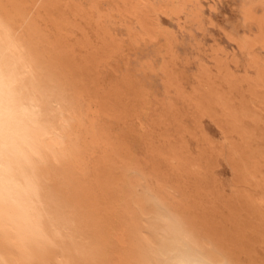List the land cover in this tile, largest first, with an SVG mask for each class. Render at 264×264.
Listing matches in <instances>:
<instances>
[{
  "label": "bare ground",
  "instance_id": "bare-ground-1",
  "mask_svg": "<svg viewBox=\"0 0 264 264\" xmlns=\"http://www.w3.org/2000/svg\"><path fill=\"white\" fill-rule=\"evenodd\" d=\"M126 48L163 86L160 111L135 133L141 160L98 123L149 114L144 81L96 88L97 68ZM190 59L194 73L182 82ZM202 118L223 129L222 143L200 130ZM75 132L89 162L80 144L66 152L63 140ZM218 159L232 172L228 197L214 178ZM144 171L174 196L155 194ZM209 184L228 219L242 217L249 228L209 234L194 223L211 214L203 208ZM225 258L264 264V0H0V264Z\"/></svg>",
  "mask_w": 264,
  "mask_h": 264
},
{
  "label": "rangeland",
  "instance_id": "rangeland-1",
  "mask_svg": "<svg viewBox=\"0 0 264 264\" xmlns=\"http://www.w3.org/2000/svg\"><path fill=\"white\" fill-rule=\"evenodd\" d=\"M226 12L227 11H225V10H223L222 11V13L218 16V18L216 19V23L219 25V26H223L224 25V17H225V15H227L226 14ZM225 15H224V14ZM228 13V12H227ZM230 13V12H229ZM231 14V13H230ZM230 14H229V19L230 20H232V18H231V16H230ZM232 15V14H231ZM233 16V15H232ZM221 22V23H220ZM214 29V32L218 35H216L215 33L214 34H212L214 37H218V38H220L221 37V34L220 33H218V32H220V30H218L219 28L217 27V28H213ZM216 31H218V32H216ZM216 35V36H215ZM127 49V50H126ZM125 49V53L124 54H122L121 55V57H114V60L112 59H110V60H108V62L109 63H106L105 65L107 66H105L104 65V67L102 66L101 68L100 67H98L97 68V75L99 74V76H97V79H96V88H97V90H103V91H107V90H109V88L110 87H113V86H115V85H117V83H116V81L117 80H119V78H121L120 79V81H117L119 84L118 85H122L123 84V79L122 78H129V80H131V81H134L133 83L136 85V86H139V85H141V83L143 82V83H145V84H148V86L150 87H148V86H146L145 84V86L143 85V83H142V85L141 86H139L140 88L142 87V89H144L145 91H147V95H148V99H149V102H150V111L148 112L149 114L148 115H144V114H142V116L140 115H137V117H139V118H137L136 116H131V117H127V118H125V119H122V118H110L109 120H99L98 121V123L99 124H101V126H103L106 130H109L108 131V133H113V134H111L113 137H115L117 140H119V141H121V142H126L127 140V142L126 143H128V144H126L128 147H131V149L129 148V150L130 151H132V153L134 154V151H136V148H134V147H137V151L135 152V157L138 155V153H139V157H136L137 159H139V160H141V159H143L144 157H143V142H140L141 141V139L139 138L140 137V135L138 134V135H136L137 133H139V127H141V126H146L147 124H148V122L150 121V120H152V119H154L155 118V115L156 114H158V112L160 111V108H161V104H162V102L164 101V96H163V86H162V82L160 81L159 82V80L158 79H160V75L158 76V72H156V70H155V72L154 71H152V72H150V71H148V72H146L147 70H142V69H139L140 68V66H143V64L144 63H146L147 62V60L146 59H144L143 60V58H141V57H136L135 55H134V50L133 49H131V48H126ZM130 50V51H129ZM128 51V52H127ZM131 51H132V53H131ZM127 52V53H126ZM123 56H125V57H123ZM128 56H130V57H128ZM132 57V58H131ZM136 57V58H135ZM122 58V59H121ZM124 58V59H123ZM130 58V60H128ZM137 58H138V60H137ZM135 59V60H134ZM122 60V61H121ZM126 60V61H125ZM131 61H133L134 62V65H135V62H136V64L137 65H135V67H134V65H132L133 63L131 62ZM140 61V62H139ZM192 61V62H191ZM116 62V63H115ZM122 63V65L124 64L126 67H124V65L122 66L121 65V63ZM194 62V60H192V59H190L189 61H188V64L184 67V68H186V69H183V81L182 82H185L188 78H190L192 75V73H194V67L195 66H193L194 64H192ZM118 63V64H117ZM131 63V64H130ZM155 63V62H154ZM190 63H191V65H190ZM110 65V66H109ZM131 65V66H130ZM155 65H156V63H155ZM121 66V67H120ZM128 66H130V69L128 68ZM132 66H133V68H135V70L134 69H131L132 68ZM110 67H112L111 69H110ZM119 67V68H118ZM138 67V68H137ZM190 67V68H189ZM99 68H100V70H99ZM116 68V69H115ZM123 68V70H120V69H122ZM136 68L138 69V70H136ZM105 69V70H104ZM106 69H108V70H106ZM119 69V70H118ZM129 70V72H128V70ZM102 70V71H101ZM114 71V72H112V71ZM130 70H133V73H132V71H130ZM140 70H142V71H140ZM99 71H100V73H99ZM118 71H120V72H118ZM124 71V72H123ZM126 71V72H125ZM139 71V72H138ZM185 71V72H184ZM123 72V74H121ZM137 72V73H136ZM146 72V73H145ZM188 72H189V76H188ZM118 73V76L116 75V74ZM125 73V74H124ZM136 73V74H135ZM145 73V74H144ZM149 73V74H148ZM155 73L157 74V77H158V79H157V77H156V75H155ZM102 74H104L105 75V77H104V75H103V77H102ZM122 75V77L121 76H119V75ZM128 74V75H127ZM130 74H131V76H130ZM139 75V76H135V75ZM141 74V75H140ZM107 75V76H106ZM125 75V77H123ZM133 75V76H132ZM147 75H151V76H155L156 78V80H158V81H156L155 79H153L154 77H152V79L150 80V81H152V82H150L149 81V77L151 78V76H148L147 77ZM112 76L114 77V78H118V79H114V78H112ZM116 76V77H115ZM135 76V77H134ZM188 76V77H187ZM131 77V78H130ZM141 77H143V78H141L142 79V81L141 80H139ZM184 77H185V79H184ZM105 78V79H104ZM147 78V79H146ZM187 78V79H186ZM101 79H104V80H101ZM134 79V80H133ZM145 79V80H144ZM122 80V81H121ZM137 80V81H136ZM147 80V81H146ZM156 82H155V81ZM161 80V79H160ZM104 81V82H103ZM149 81V82H148ZM122 82V83H121ZM103 83V84H102ZM153 85H152V84ZM155 83H157V84H159L158 86H156L157 87V89H158V91H157V89H156V87H155V85H157V84H155ZM149 84H151V85H149ZM161 84V85H160ZM185 85V84H184ZM154 86V87H153ZM161 88V89H160ZM151 89V90H150ZM155 90V92H154V90ZM160 89V90H159ZM126 93H127V96L129 97V100L130 99H134L135 97H136V93H135V90H133V92H132V90L130 89V88H128L127 89V91H126ZM152 93V94H151ZM158 93V94H157ZM160 93H162L161 95L163 96V97H161V95H159ZM102 94V93H101ZM101 94H99V98H100V95ZM129 94V95H128ZM135 94V95H134ZM149 94H150V97H149ZM157 95V96H156ZM159 95V96H158ZM155 98V99H153V98ZM152 100V101H151ZM154 100H156L157 102H156V104L157 105H154V103H155V101ZM154 101V102H153ZM152 103V104H151ZM158 104H160V105H158ZM153 107H152V106ZM152 108H153V110H152ZM155 108V109H154ZM152 111V112H151ZM152 117H151V116ZM157 116V115H156ZM144 117H148V118H144ZM186 116H184L183 117V125H184V127H187V128H191L192 126H193V122H192V119L191 118H189V117H186ZM143 119V120H142ZM189 119V120H188ZM191 119V120H190ZM135 120V121H134ZM141 120V121H140ZM148 122H147V121ZM201 120V121H200ZM199 120V123H200V130H202L204 133H205V135H206V137L209 139V140H211L212 142H214V144H220V143H222L223 141H224V135H222V132H223V129L221 128V127H219V126H217L216 125V123L215 122H213V121H211L210 119H208V118H202V119H200ZM131 121H134V123L133 122H131ZM140 121V122H139ZM187 121V122H186ZM103 122H104V125H103ZM146 122V123H145ZM191 124H190V123ZM139 123V124H138ZM186 125H185V124ZM109 124V125H108ZM144 124V125H143ZM190 124V125H189ZM107 125H108V129H107ZM110 125L112 126V127H110ZM124 125H125V128H124ZM122 126V127H121ZM217 126V127H216ZM113 128V129H112ZM117 128H120V129H117ZM122 128V129H121ZM130 128V129H129ZM221 128V129H220ZM125 129V130H124ZM128 129V130H127ZM222 130V131H221ZM113 131V132H112ZM116 131V132H115ZM115 132V133H114ZM136 133V134H135ZM78 134V132H75V134H73L72 136H69V140L70 141H68V139H65V140H63L64 141V143H63V145L65 146V148H66V152L69 150V153H71V150H72V147H73V145H75V143H76V145H78V144H80V147L78 148V152L80 153V154H78V155H82V154H85V152L87 153V152H89V153H87L86 155H89L90 154V151H88V150H86V149H84V147H83V143L81 142V137L80 138H78L76 135ZM118 134V135H117ZM133 134H134V136H133ZM223 134H224V132H223ZM129 136L130 135V137H128L127 138V136ZM136 135V136H135ZM76 136V137H75ZM78 136H79V134H78ZM123 136V137H122ZM73 139H72V138ZM118 137V138H117ZM125 137V138H124ZM134 137H136V138H134ZM197 137H199V136H197ZM220 137V138H219ZM134 138V139H133ZM137 138H139L138 140H137ZM72 139V140H71ZM76 139H78L77 141H76ZM125 139V140H124ZM131 139V140H130ZM140 140V141H139ZM130 141V142H129ZM133 141V142H132ZM134 141H135V143H136V145H135V143H134ZM66 142H68V143H66ZM70 142V143H69ZM187 145H188V148H189V151H193L194 150V153H195V149H197L196 148V146H197V143H196V140L194 139H192V138H187ZM66 143V144H65ZM72 143H73V145H72ZM134 143V144H133ZM192 143V144H191ZM69 144H70V146H69ZM131 144H132V146H131ZM135 145V146H134ZM190 145H193V146H191V147H189ZM138 146H139V148H138ZM81 147H83V148H81ZM133 147V148H132ZM191 148V149H190ZM83 149L85 150V151H83ZM134 149V150H133ZM141 149H142V151H141ZM79 150H81V151H83L82 152V154H81V151H79ZM68 153V152H67ZM192 153V152H191ZM193 153V154H194ZM140 154H141V156H140ZM84 156V155H82L81 157H80V160L82 161V163H86L87 161L89 162V158L90 157H92V156ZM84 156V157H83ZM83 157V158H82ZM143 157V158H142ZM82 158V159H81ZM83 159H84V161H83ZM215 162V163H214ZM88 165H89V163H88ZM212 165H215L214 166V168L212 167V170H215L214 171V178H215V180H216V182H217V184H218V188H219V190L221 191V192H223L222 193V195L224 196V197H228L229 196V192H230V184H231V182H232V172H231V169H230V166L224 161V160H222V159H218V160H216V161H213V163H212ZM159 171H161V170H159ZM143 174H144V176H145V181L144 182H146V186H148V187H150L151 188V190L155 193V194H157L158 196H164V198L166 197L167 198V196H166V193H167V195L168 196H170V197H173L174 196V193L172 192V191H169V190H167L168 189V187H167V189L165 188L166 186V183H165V181L161 178V177H159L158 175L157 176H155L154 178H152L151 176H150V174H149V172H146V171H144L143 172ZM153 180V181H152ZM152 182V183H151ZM202 186H203V184H202ZM154 189V190H153ZM163 189V190H162ZM165 193V194H164ZM205 193L208 195L206 198H205V201H204V205H203V208H204V210L205 211H209V212H211V214L210 215H208V216H202V215H195L194 216V218H195V221L196 222H194L196 225H198V226H202L206 231H207V233H209V234H212L215 230L214 229H217V228H222L223 230H226V231H228V230H230V229H232V228H234V227H236V228H234V229H241V230H246L247 228H249L250 227V225H251V221H249V220H244V218H242V217H239V218H234L233 220H229L228 219V208L227 207H223V205H221L218 201H216V200H214V199H212L211 198V196H209V195H213L214 194V191H213V189H212V187H211V185L209 184V186H206L205 187ZM244 231L243 232H241L242 234H245L244 233ZM262 253V251H260V254Z\"/></svg>",
  "mask_w": 264,
  "mask_h": 264
},
{
  "label": "clouds",
  "instance_id": "clouds-1",
  "mask_svg": "<svg viewBox=\"0 0 264 264\" xmlns=\"http://www.w3.org/2000/svg\"><path fill=\"white\" fill-rule=\"evenodd\" d=\"M224 264H230V262L227 258L224 259Z\"/></svg>",
  "mask_w": 264,
  "mask_h": 264
}]
</instances>
